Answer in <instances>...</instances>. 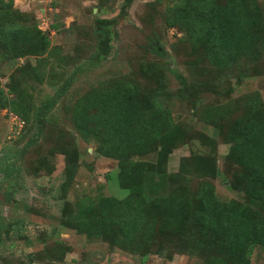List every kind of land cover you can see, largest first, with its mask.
Wrapping results in <instances>:
<instances>
[{
	"label": "rangeland",
	"instance_id": "rangeland-1",
	"mask_svg": "<svg viewBox=\"0 0 264 264\" xmlns=\"http://www.w3.org/2000/svg\"><path fill=\"white\" fill-rule=\"evenodd\" d=\"M184 1L0 2V264H205L217 256L161 233L159 219L147 242L78 232L79 221L98 216L102 199L129 196L119 162L100 153L116 94L167 107L177 127L163 162L159 147L131 159L134 166L163 163L162 173L144 176L148 199L183 191L197 203L211 184L221 202L260 210L234 185L243 169L228 157L226 135L253 103L264 116V0H257L263 42L229 66L211 62L187 30L171 28ZM36 29L46 49L14 57L11 31ZM84 108L89 130L79 126ZM250 264H264V248Z\"/></svg>",
	"mask_w": 264,
	"mask_h": 264
},
{
	"label": "trees",
	"instance_id": "trees-1",
	"mask_svg": "<svg viewBox=\"0 0 264 264\" xmlns=\"http://www.w3.org/2000/svg\"><path fill=\"white\" fill-rule=\"evenodd\" d=\"M2 19L4 27L6 17ZM170 26L183 28L196 42L204 43L209 60L219 66H229L253 54L263 42L257 0H185ZM97 29L98 40L105 42L106 31ZM0 31L3 33L2 27ZM10 36L8 47L12 46L16 58L39 54L48 46V39L37 29L33 33L11 31ZM88 117V108H84L79 124L83 130L91 128ZM108 122L112 131L108 138H101L100 153L119 162L120 184L129 196L123 201L102 199L98 216L79 221L78 232L90 238L122 236L129 244L147 242L156 235L154 226L159 219L161 233L186 238L195 252L214 250L217 256L205 264H250L255 250L264 248V116L259 103L248 106L246 114L227 132L226 141L230 144L228 157L243 169L235 176L234 185L260 203V210L237 201L221 202L211 184L200 189L197 203L183 191L148 199L144 176L151 171L162 173L163 163L134 166L131 159L149 154L155 147L160 148L162 162L167 158L177 133L170 110L140 102L132 94H116Z\"/></svg>",
	"mask_w": 264,
	"mask_h": 264
}]
</instances>
